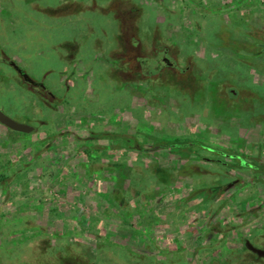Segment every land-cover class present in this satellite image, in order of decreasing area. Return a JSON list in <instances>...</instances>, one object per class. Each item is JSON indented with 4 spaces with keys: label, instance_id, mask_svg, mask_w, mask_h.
<instances>
[{
    "label": "rangeland",
    "instance_id": "374dc122",
    "mask_svg": "<svg viewBox=\"0 0 264 264\" xmlns=\"http://www.w3.org/2000/svg\"><path fill=\"white\" fill-rule=\"evenodd\" d=\"M59 1L0 0V108L36 126L24 132L0 122V264H41V249L51 246L50 264L52 252H62L67 244L71 254L92 264H157L163 248H170L166 257L174 258L170 252L179 239L185 260L195 259L192 264L234 261L242 237L254 226L264 228V202H259L264 184L232 186L202 201L200 188L227 179L215 163L199 161L212 169L210 174L184 176L185 160L168 149L111 148L105 136L83 141L56 134L126 131L140 139L143 133L195 137L248 149L264 140V124L240 127L241 122H221L216 114L210 119V88L205 107L191 108L188 91L135 84L116 74L121 81L113 84L103 74L104 64L97 69L93 62L110 57L108 35L122 1L93 5L94 0H82L84 8L65 16H51L35 4ZM133 1L147 9L137 24L159 21L192 54L194 72L238 78L264 93V55L247 64L229 48L211 43L217 24L236 37H246L254 26L264 28V0ZM11 59L44 88L24 82ZM231 120H239L238 114ZM223 123L231 125L230 134L221 129ZM85 142L90 146L80 147ZM245 198L258 204L250 207ZM212 225H230V230ZM191 231L199 242L194 254ZM151 257L158 261L150 263Z\"/></svg>",
    "mask_w": 264,
    "mask_h": 264
},
{
    "label": "flooded vegetation",
    "instance_id": "af4514ba",
    "mask_svg": "<svg viewBox=\"0 0 264 264\" xmlns=\"http://www.w3.org/2000/svg\"><path fill=\"white\" fill-rule=\"evenodd\" d=\"M92 4L96 5L97 0H94ZM142 10L145 12L147 11V9L139 3L128 0L127 7H120L113 12H116L115 24L112 27L113 30L111 29L108 35L111 45L108 44L106 46L107 51L110 50V57L105 55L104 59L98 58V60H94L93 64H98L95 68L98 69L100 62V64H104L105 67L103 65L102 68L103 74L113 84L117 83V80L113 77V74H116L120 76V79H125V81L135 84L148 82L158 85L159 87L163 86L169 91H175L180 94H185V91H188L190 94H186L190 100L189 103H191V108H194L195 105L205 107L208 98V89L210 88L214 98L213 104H210L208 108L211 112L210 119L213 118V114H216L223 117L221 122H241L239 124L240 127L241 124L244 127L247 125L264 124V93L261 88L241 81L238 78L235 80L229 78L211 79L207 76L197 74L192 68V54H188V52L185 53L178 39L167 33L166 29L159 21L154 20L149 23L147 22L146 25L143 23L142 26L137 24L136 20L138 18L141 19V14H143ZM225 32V26L223 24H217L213 30L214 39L211 40V43L229 48L231 51L238 54L241 57L240 59L247 64L254 61V58H258V62L263 59L264 28L254 26L247 30L246 37H236L232 32L233 37H235L233 42H241L245 47L251 48L249 53H239L233 50L231 43L228 41L230 35L228 32L225 34ZM104 46L105 45L102 44V48ZM69 55L72 57V60H74L73 53L70 52ZM77 56L80 55L77 54ZM107 68L108 73L106 72ZM20 77L23 80L21 75ZM157 79H161V81L158 82ZM171 79H174V81H167ZM23 81L30 87H33L35 83L39 84V81L36 80L33 83L25 80ZM38 86L44 88V84ZM201 100L203 102H201ZM232 113H237L239 120L232 121ZM227 127H231V125L223 123L221 129L230 134V132H228L229 129L228 131L226 130ZM35 129L36 126L34 130ZM61 133H66L69 137L81 139L83 141L94 140L105 136L112 142L111 148L122 146L136 148L134 146L138 143L140 147L136 149L146 150L141 148L144 147L143 143L145 142L155 143L164 140L166 142L182 143L181 145L169 147L168 149L172 153H176V155L180 156L182 160H185L184 166L180 169L181 175L194 176L196 174L212 173L213 171L211 168L200 164V162L203 161L215 163L220 166L222 175L227 176V179L221 183L212 184L204 188L205 190L200 188L203 194L201 198L202 201L207 199L206 201L209 202L211 199L206 197L210 195H213L214 199L217 198L220 192L218 191V185L231 180H235L233 188L252 183L264 184L263 138L248 149H239L212 140L206 141L195 137L165 139L151 133H143V139L138 138L135 132L126 131L90 130L85 134H79L75 130L67 129L59 131L56 135ZM89 146L90 144L85 142L80 147ZM203 150L205 152H202ZM235 154H239L240 156H236ZM241 158H244V160L254 165L242 163ZM183 170H187L188 172L183 173ZM245 199L243 200L244 202L251 203L250 207H254L258 204V202H253V199H251V201H249L250 199ZM262 201L264 202V197L259 198V202ZM190 227L191 229L193 228L192 225ZM226 227L212 225L213 229L220 232L224 230V233L226 229L230 230V225ZM196 235L194 231H191V241L198 238ZM181 242L180 239L176 240V248L170 252L172 253L171 256L174 255V258L166 257L167 251L170 250V248L161 249L163 251L162 259L159 260L157 264L195 263V259H191L190 261H188V259L187 261L185 260L183 257V253H185L183 252V248L185 247L180 244ZM194 243L195 245L189 250L191 254L199 250L198 240H194ZM166 244L168 243L166 242ZM37 250L36 248V251ZM70 252H72V250L70 245L67 244L64 246L63 251L58 253L60 260L64 264H92L87 261L83 255L78 253L71 254ZM235 255L236 259L234 261L230 258H223L220 262L213 260L210 264H264V228L258 225L254 226L249 236H243ZM149 259L150 263L152 261H154V263L158 261L155 257Z\"/></svg>",
    "mask_w": 264,
    "mask_h": 264
},
{
    "label": "trees",
    "instance_id": "16d2710c",
    "mask_svg": "<svg viewBox=\"0 0 264 264\" xmlns=\"http://www.w3.org/2000/svg\"><path fill=\"white\" fill-rule=\"evenodd\" d=\"M122 1V2H121ZM117 2H121V4L123 5L122 7H127V3L128 0H117ZM36 7L38 9H40L42 12H45L51 16H65V15H69L70 12H73L75 10H80L81 8H84L86 6V3L83 2L82 0H61L56 4H40V3H35ZM120 8V7H119ZM226 32H228V34L230 35V37L228 38V41L231 43V47L233 50L238 51L239 53H249L251 48H248L247 46L245 47L243 43L241 42H233L235 40V37H233L232 32L230 29L225 28ZM222 31V30H220ZM225 32V34H226ZM228 35V36H229ZM66 44H70L68 43V40H66ZM73 45H70V50H72ZM248 48V49H247ZM73 51V50H72ZM72 53V52H71ZM190 80V79H189ZM117 81H121L120 79H117ZM158 82L161 81V79H157ZM169 81H174V79L171 80H167ZM187 165V164H186ZM183 173L188 172L187 170H183ZM49 251L45 248L41 249V264H49V261L46 260V258L48 257V255L51 254L50 249L51 246L48 247ZM59 252L61 251H54L52 252L53 254V258L55 259L54 262L50 263V264H64L59 257Z\"/></svg>",
    "mask_w": 264,
    "mask_h": 264
},
{
    "label": "water",
    "instance_id": "95a60500",
    "mask_svg": "<svg viewBox=\"0 0 264 264\" xmlns=\"http://www.w3.org/2000/svg\"><path fill=\"white\" fill-rule=\"evenodd\" d=\"M10 64L17 70V72L22 76L23 80L28 81L30 83H33L35 80L31 77V75L23 68L21 67L14 59L10 60ZM39 85H43L42 81L38 82ZM0 122L6 125L9 128H12L14 130L29 132L34 130L35 126L29 122H24L17 120L13 118L11 115L6 113L2 108H0ZM182 143L179 142H166L164 140L158 141V142H145L143 143L144 147H141L146 150L150 151H157L162 149H169V147H176L178 145H181ZM185 144V143H183ZM134 147H140V145L137 143ZM236 156H240L239 154H235ZM241 162L248 164V165H254L253 163L244 160V158H241ZM235 180H231L229 182L222 183L218 185V191L222 192L227 190L228 188L232 187Z\"/></svg>",
    "mask_w": 264,
    "mask_h": 264
}]
</instances>
